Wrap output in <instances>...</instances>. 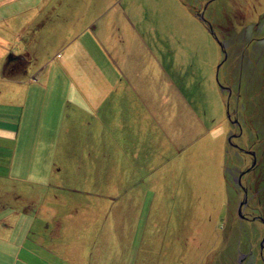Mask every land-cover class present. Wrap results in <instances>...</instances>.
<instances>
[{
  "label": "rangeland",
  "instance_id": "1",
  "mask_svg": "<svg viewBox=\"0 0 264 264\" xmlns=\"http://www.w3.org/2000/svg\"><path fill=\"white\" fill-rule=\"evenodd\" d=\"M5 6L0 41L8 49L20 45V53L27 58L23 69H27L26 76L32 80V98L23 100L20 111L14 110L15 126L8 127L15 129L17 138L0 148V166H7V172L13 171L1 180L0 219L7 215L1 223L7 233L1 230L0 234L7 239L16 234L15 238L18 234L25 237L30 230L46 236L41 234L43 227L47 232L58 223L62 226L64 220L82 223L80 218L89 221L110 216L109 229H104L109 234L121 219L138 218L139 212L134 215L129 205L142 199L146 203L147 194L157 190L150 181L165 180L168 166H173L179 180L185 176L181 178L180 194L167 196V202L176 208L169 211L168 205L161 220L162 202L152 200L158 205L150 215L147 211L149 225L151 221L160 225L161 220V226L168 230L181 227L176 236L181 238L180 245L195 241L201 246L213 245L207 259L203 255L190 260L182 258L183 264H264V0H6ZM0 16L2 19L3 14ZM134 30L144 32L147 42L160 46L177 37L183 48L200 43L206 55L215 52L214 71L208 60H196L183 70L180 82L192 86L199 96L205 95L201 100L208 111L202 117L205 129L216 127L221 116L227 124L217 128L224 137L219 136L224 140V149L219 144L211 145L205 170H189L185 158L180 160H184L182 164H176L155 157V149L146 137L142 147L134 143L138 131H126L123 135L111 131L121 143V163L114 162L117 155L110 146L112 140L106 139L113 121L111 100L107 107L99 108L93 95L108 92L110 85L104 82L105 78H119L115 45L123 48V44L136 42ZM136 38L138 42L141 37ZM133 62L139 64L137 55ZM213 76L214 85L208 82ZM73 85L80 87L90 108L70 99ZM140 103L136 109L143 118L149 111L145 110L143 100ZM210 104L216 110L213 121ZM137 116L141 117L137 114L133 118ZM21 118L22 126L18 125ZM129 120L132 118H127V127ZM87 139L102 145L100 163H95L94 154L86 153L91 178L53 175V171L66 172L63 159L70 158L65 160L68 166L70 160L79 158L85 150L88 152L89 146L84 144L83 149L82 145ZM130 147L133 154L127 153ZM221 167L227 191L223 200L216 192L215 200L209 199L208 208L198 202L195 191L202 193L205 178L213 182L214 175L216 180L221 177ZM242 202L246 203L241 206ZM91 205L102 209L86 211ZM240 207L242 215L256 219L241 218ZM47 223L51 227H46ZM115 227L119 236L131 234L130 229H124L126 226ZM86 233L95 230L87 228ZM161 237L158 232L149 233L144 248L150 253L159 252ZM165 239L164 253L170 245L169 239ZM108 240L109 252L120 257L118 264H133V260L124 259L128 252L132 253L133 244L117 236H108ZM31 245L39 250L36 244H25V250H31ZM134 250H138L137 244ZM1 260L4 264L14 262ZM167 261H171L169 257ZM54 263L65 264L61 260Z\"/></svg>",
  "mask_w": 264,
  "mask_h": 264
},
{
  "label": "crops",
  "instance_id": "2",
  "mask_svg": "<svg viewBox=\"0 0 264 264\" xmlns=\"http://www.w3.org/2000/svg\"><path fill=\"white\" fill-rule=\"evenodd\" d=\"M5 2L6 0H0V14H3L2 19L0 16V22L6 19L7 7L5 6ZM134 32L135 34L133 35L136 42L131 41L132 43L127 45L123 44V48L118 47L117 44L115 45L117 57L115 69L117 68L119 78L117 79L115 76L110 79L105 78L104 82L106 80L110 85L109 89L105 88L108 92H100L93 95V99L97 104L96 106L99 105V108L102 106L107 107L108 100H111L109 105L111 106L113 121L109 132L106 134V139L110 137V140H112L110 146L113 148V154L117 155L113 159L114 162L117 164L121 163L118 149L121 143L116 141L113 133L111 135V131L119 132L122 135L126 131L130 133L138 131L139 135L134 143L142 147L143 138L146 137L149 141L148 143H151L155 149V157L162 158L164 161L166 159L169 162H177L176 164H182L185 160L189 164L186 166L189 170L191 168L205 170V160L211 156V151L209 150L211 145L219 144L220 148L224 149V137L221 130L217 128L220 126L222 129L227 124L225 125V120L221 116L220 122L216 127L205 129L202 125V117L207 115L208 111L201 103L205 95L199 96L195 93L192 86L188 84L183 85L180 82L183 78V70L187 65L191 67L196 60L202 62L208 60L209 66L214 71L217 60L215 52L211 55H206V49L200 43H192L190 46L183 48L182 43L177 37H171L167 45L160 46L156 43H151L150 40L147 42V36L144 32L140 30H134ZM136 37H141L143 41L140 38V41L137 42L138 38ZM19 46L8 49L10 47H7L6 44L0 41V148L6 141L13 142L17 138L15 129L8 127L9 125L15 126L14 118H16V111L14 110L18 108L20 111L19 108L23 106V100L28 101L32 98V93L29 89L32 80H28L26 76L27 69H23V63L27 58L20 53ZM135 55L139 58V64H134L133 62ZM10 56L12 59L9 60ZM131 73H134V75H131ZM214 79L215 77L213 76L208 82L214 85ZM188 96L191 97L190 101L186 99L189 98ZM70 99L74 103L90 108L88 106L89 102L80 92V87L77 88L73 85ZM141 100L145 104V110L149 111V114H144L143 118L140 111L136 109L140 107ZM210 106H212L213 114L211 115V119L213 121L216 110L212 104ZM132 113H134L133 116ZM137 114L141 117L137 116L133 118ZM123 115H126L125 118L122 117ZM128 117L132 118V120H129L130 127L126 126ZM23 121L24 118H21V122H18V125L22 126ZM219 136L223 139L219 138ZM84 144L85 146H89L88 152L85 150L79 158H74L73 161L70 160L68 166L65 160H69L70 158L63 159L62 163L67 169L66 172L53 171L52 174L58 178H63L65 175L72 178L76 177L79 180L91 178L90 172L92 168L88 165L89 158H87L86 153L89 156L94 154L95 163H100L102 145L98 146L97 142L93 140L88 141V139L82 143L83 149H85ZM187 148L189 152L185 155L184 150ZM127 153H134L131 147L127 148ZM221 153H223V150H221ZM84 154L85 156L82 157ZM182 158L185 159L180 162ZM108 159L104 162H107ZM129 160L131 161V159ZM11 168H13V165ZM7 170V166L4 168L0 166V185L1 180L7 178V176L10 177L13 173V171L7 172ZM220 176L216 180L214 175L213 182H209L205 178L206 187L200 191L202 193L195 191L198 202H202L208 208H211V206H208L210 198L215 200L218 194L221 200H223V195L227 191V181L225 180L226 176H224L223 168L220 171ZM181 178L179 180V173L173 166H168L165 180L159 179L158 182H155V179H153L150 181V183L157 187V190L147 194L146 203L142 199L137 204L132 203L129 205L130 211L134 215L136 211L139 212L138 218L133 220H126L125 218L124 220L126 221L121 219L119 223L115 224L119 227L126 226L124 228L126 230L130 229L131 234L128 233L127 237L119 236L118 233L115 234L117 232L115 225L109 231V234H105L104 229L109 226L110 216L89 221L80 218L82 219V223L80 220L77 223L76 219L73 220L74 223L64 220V222L62 221V226L58 223L47 232L43 227L41 234H45L46 236L36 235L30 230L25 237L18 234L15 238L16 234L15 236L9 235L11 238L8 237L7 239L6 235L0 234V258L7 260L14 259V262L11 264H55V260H61L65 264H112L115 260V264H118L117 261L120 257L109 252L108 240V236H117L125 241V243L133 244L132 253L128 252L127 256L124 257V259L133 260V264H183L182 258L190 260L199 255H203L207 259L213 245L211 247L209 244L201 246L197 241L195 243L185 242L180 245L181 242L179 243V241H181V238H177L176 236L181 233V227L168 230L167 226H161V220L165 218L167 206L169 205V211H174L176 208L175 205L167 202V196L176 193L180 194ZM152 200L162 202L164 217L160 220V225L152 221L149 225L150 219L148 218L147 220V211L150 215L151 210H154L158 205V203L153 204ZM99 206L102 207V205ZM101 209L98 206L93 207L91 205L86 211ZM104 209L108 210V207L105 206ZM127 209L128 207L124 210ZM109 212L110 210L107 214ZM6 216L0 219V231L3 230L5 233H7V229L1 223ZM157 218L155 217V219ZM56 222L58 221L56 220ZM33 225H31L32 228ZM51 225L48 224L46 227H51ZM64 227H66V231ZM87 228H90L91 232L95 230V233L87 234ZM153 232H158L162 236L160 242L162 250L156 253H150V251L144 248V245L149 242L147 241L148 234ZM111 233L115 235H110ZM165 237L169 239L170 245L168 252L164 253L167 247ZM25 244H36L39 250H34L33 245H31V250H25ZM135 244L138 245L137 251L134 250ZM13 249L16 250L10 253ZM166 255H168L171 261H167L168 257ZM28 260H32L33 262L27 263L26 261ZM0 264H4L2 260Z\"/></svg>",
  "mask_w": 264,
  "mask_h": 264
},
{
  "label": "flooded vegetation",
  "instance_id": "3",
  "mask_svg": "<svg viewBox=\"0 0 264 264\" xmlns=\"http://www.w3.org/2000/svg\"><path fill=\"white\" fill-rule=\"evenodd\" d=\"M232 139H234V138H232ZM237 151H239V149H238ZM252 158H253V160L256 162L255 158H254V157H252ZM255 165H256V164H255ZM249 170L251 171V169H249ZM241 188H243V187H241ZM244 188H245V187H244ZM244 188H243V190H244ZM245 189H246V188H245ZM240 204H241V203H240ZM243 207H244V206H243ZM243 207H241V210H242ZM242 216H243L242 218L245 219V220H247V221H248V220L251 221V220L256 219V218L248 219L246 216H244V215H242ZM262 251H263V250H262ZM262 253H263V252H262ZM241 262H242V261H240V264H241Z\"/></svg>",
  "mask_w": 264,
  "mask_h": 264
},
{
  "label": "water",
  "instance_id": "4",
  "mask_svg": "<svg viewBox=\"0 0 264 264\" xmlns=\"http://www.w3.org/2000/svg\"><path fill=\"white\" fill-rule=\"evenodd\" d=\"M201 15H202V14H201ZM10 59H12L11 56L9 57V60H10ZM245 203H246V202H242V203H241V206H242V204L244 205ZM241 212H242V211H241V207H240V209H239V216L242 218L243 216H242ZM263 242H264V240H263Z\"/></svg>",
  "mask_w": 264,
  "mask_h": 264
}]
</instances>
